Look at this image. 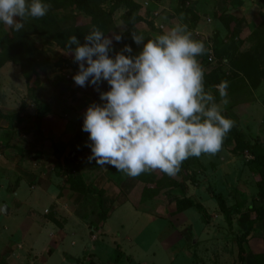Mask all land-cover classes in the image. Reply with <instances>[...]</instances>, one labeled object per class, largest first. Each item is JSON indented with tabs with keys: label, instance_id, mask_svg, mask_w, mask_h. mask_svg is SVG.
<instances>
[{
	"label": "rangeland",
	"instance_id": "1",
	"mask_svg": "<svg viewBox=\"0 0 264 264\" xmlns=\"http://www.w3.org/2000/svg\"><path fill=\"white\" fill-rule=\"evenodd\" d=\"M132 1L147 10L145 21L129 25L122 20L126 8L115 7L112 37L123 39H113V49L129 44L138 53L142 45L133 33L146 42L186 24L208 49L206 73L228 83L222 114L243 138L264 144V0ZM115 4L99 0L105 13ZM31 40L39 62L26 72L32 88L16 64L0 67V111H20L14 119L0 116V210L9 206L7 216L0 211V264H264V218L246 234L249 208L262 201L245 152L222 145L216 154L185 160L187 168L181 165L175 176L154 170L129 177L89 162L83 116L89 104L100 102L99 93L74 83L78 66L55 41ZM219 84L209 91L218 92ZM69 173L90 193L70 190ZM169 178L185 189L169 187ZM213 195L222 197L224 211ZM188 200L201 204L208 219L190 208L177 211Z\"/></svg>",
	"mask_w": 264,
	"mask_h": 264
},
{
	"label": "clouds",
	"instance_id": "2",
	"mask_svg": "<svg viewBox=\"0 0 264 264\" xmlns=\"http://www.w3.org/2000/svg\"><path fill=\"white\" fill-rule=\"evenodd\" d=\"M50 7L46 0H0V25L20 32L27 20L44 17ZM113 39L119 43L123 37L110 38L92 26L84 43L74 34L65 45L78 66L74 83L99 93L100 102L89 104L83 116L89 162L129 177L154 170L175 176L186 159L216 154L234 121L205 90L198 60L204 43L183 23L146 42L133 33V42L142 45L135 54L129 44L115 51ZM105 83L107 90H101ZM227 88L226 81L216 86L221 98Z\"/></svg>",
	"mask_w": 264,
	"mask_h": 264
},
{
	"label": "trees",
	"instance_id": "3",
	"mask_svg": "<svg viewBox=\"0 0 264 264\" xmlns=\"http://www.w3.org/2000/svg\"><path fill=\"white\" fill-rule=\"evenodd\" d=\"M116 4L113 5L108 13L103 12L99 8V0H46L51 4L48 13L41 18L29 19L25 22V27L20 32H14L6 25H0V67L6 62H12L19 66L25 75L27 85L30 86V76L27 74L30 69H37V53L36 47L31 38L45 36L55 41L64 51L71 55V51L66 48V42L69 36L76 35L81 43H84V36L90 31L92 26L99 27L106 36L112 37L114 31L111 29V14L115 7L123 5L127 13L122 16V20L129 25L139 22H144L147 10L141 5L132 0H115ZM60 11L69 12L73 15L56 19V14ZM74 47V46H73ZM206 51L203 55L198 57V60L204 70V84L205 90L209 91L210 88L222 82L217 76L208 75L205 71V64L207 59L208 49L205 45ZM39 63V62H38ZM43 65V64H42ZM27 72V73H26ZM213 93V92H212ZM217 103L222 98L218 92H214ZM229 111L236 113L235 106H230ZM234 113V114H235ZM20 115V111L2 114L0 116L6 119H14ZM232 119H234L231 116ZM235 120V119H234ZM234 144L233 152H245L250 158V168L254 173L256 185L258 187V195L262 201L259 207L251 206L250 219L248 221V230L246 234L252 231L253 224L264 218V144L259 137H254L251 140L243 138L240 130L233 125L230 132L224 138L222 145ZM195 159L194 157H190ZM186 159V161L190 160ZM182 167L187 168L186 162L182 163ZM169 187L183 188L184 185L177 183L171 178L168 179ZM161 181L159 180L160 183ZM193 186L198 183L195 179H191ZM66 183L70 190L77 192L81 195L90 193L89 188L84 184L80 176H74L69 173L66 176ZM185 189V187H184ZM220 210L225 209V202L222 197L213 195ZM101 207V203H99ZM136 208V206H135ZM193 209L198 212L204 219H208L206 209L199 203L194 201H186L182 204L177 211L182 212L185 209ZM100 219L105 220L104 213L100 214ZM244 241V240H240ZM242 242H238L239 260L242 262L245 258V252L242 248Z\"/></svg>",
	"mask_w": 264,
	"mask_h": 264
},
{
	"label": "water",
	"instance_id": "4",
	"mask_svg": "<svg viewBox=\"0 0 264 264\" xmlns=\"http://www.w3.org/2000/svg\"><path fill=\"white\" fill-rule=\"evenodd\" d=\"M1 213L3 214V215H6L7 213H8V207L6 206V205H4L2 208H1Z\"/></svg>",
	"mask_w": 264,
	"mask_h": 264
},
{
	"label": "crops",
	"instance_id": "5",
	"mask_svg": "<svg viewBox=\"0 0 264 264\" xmlns=\"http://www.w3.org/2000/svg\"><path fill=\"white\" fill-rule=\"evenodd\" d=\"M4 206V205H3ZM7 207H8V213H9V206L8 205H6ZM8 213L5 215V216H7L8 215Z\"/></svg>",
	"mask_w": 264,
	"mask_h": 264
},
{
	"label": "built area",
	"instance_id": "6",
	"mask_svg": "<svg viewBox=\"0 0 264 264\" xmlns=\"http://www.w3.org/2000/svg\"><path fill=\"white\" fill-rule=\"evenodd\" d=\"M211 59L209 58V61H210Z\"/></svg>",
	"mask_w": 264,
	"mask_h": 264
}]
</instances>
